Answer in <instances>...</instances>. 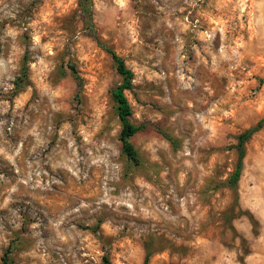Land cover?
I'll return each mask as SVG.
<instances>
[{"label":"rangeland","instance_id":"rangeland-1","mask_svg":"<svg viewBox=\"0 0 264 264\" xmlns=\"http://www.w3.org/2000/svg\"><path fill=\"white\" fill-rule=\"evenodd\" d=\"M81 3L0 0V264H264V0Z\"/></svg>","mask_w":264,"mask_h":264},{"label":"trees","instance_id":"trees-1","mask_svg":"<svg viewBox=\"0 0 264 264\" xmlns=\"http://www.w3.org/2000/svg\"><path fill=\"white\" fill-rule=\"evenodd\" d=\"M82 6L84 11V16L86 19L92 23L93 18V5L92 0H82ZM92 35L95 37L96 41L102 45L113 57L119 74L123 77V81L120 85L114 88L112 96L117 103V110L119 118L122 122V131L120 134V139L123 144L124 153L134 162H139L138 152L131 141V138L136 135L141 129V126L136 125L132 121L133 108L131 102L126 94L127 90H133L134 84V72L127 66L125 60L117 54L112 48L105 46L101 39L98 37L97 32L93 26H91ZM25 69V68H24ZM264 126V119L260 120L256 126H253L246 131H244L238 137V144L236 145L238 151V163L234 174L231 177V182L234 187L237 186L240 177L243 172L244 159L246 156V143L261 130ZM150 259V253H147L144 264H148ZM104 264H112V261L108 255H105ZM2 264H15L11 257L10 251L5 252L2 257Z\"/></svg>","mask_w":264,"mask_h":264}]
</instances>
